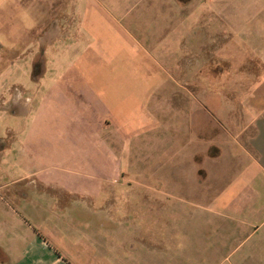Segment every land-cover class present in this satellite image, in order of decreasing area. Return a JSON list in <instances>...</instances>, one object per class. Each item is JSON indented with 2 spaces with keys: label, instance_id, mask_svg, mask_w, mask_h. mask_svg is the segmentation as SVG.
I'll return each instance as SVG.
<instances>
[{
  "label": "rangeland",
  "instance_id": "obj_1",
  "mask_svg": "<svg viewBox=\"0 0 264 264\" xmlns=\"http://www.w3.org/2000/svg\"><path fill=\"white\" fill-rule=\"evenodd\" d=\"M0 45L19 57L0 61V93L21 91L25 112L0 109L1 186L34 170L84 174L86 150L105 149L118 177L80 174L77 199L92 193L109 227L122 223L125 264H264L263 217H235L227 193L252 159L243 108L264 80V0H0ZM67 78L88 84L67 85L73 107L54 112L53 88ZM84 91L124 124V141L52 130L53 116L62 127L68 115L83 123ZM27 153L43 160L27 167Z\"/></svg>",
  "mask_w": 264,
  "mask_h": 264
},
{
  "label": "crops",
  "instance_id": "obj_2",
  "mask_svg": "<svg viewBox=\"0 0 264 264\" xmlns=\"http://www.w3.org/2000/svg\"><path fill=\"white\" fill-rule=\"evenodd\" d=\"M168 1L177 8H183L193 0L186 3ZM13 58L19 59L16 50L6 49L0 45V61H5L9 67L14 64ZM42 77L43 74L36 79L32 76V80L40 84ZM1 81L2 74H0ZM57 83L58 87L53 88L51 96V100H56L52 101L54 112L56 109L59 111L73 107L72 103L76 99L71 92L75 88L70 90L67 85H87L88 81L82 78H67ZM4 91L0 93L1 111L10 115L23 111V106L19 102L22 92H14L9 88ZM57 91H59L58 96H65V99H57L54 96ZM80 93L84 94V98H81L80 103L76 101L79 105L76 109L80 110L83 123L76 126L74 117L68 115L70 123L62 127L58 121L55 122L53 116V121L49 123L52 130L59 132L63 128L74 133L80 129L91 130L100 138V146H103L104 142H111L110 139L115 140L111 147H115L116 142L124 141L126 132L124 124L111 113L101 111V102L95 104L94 101L93 105L87 97L89 96L87 92ZM67 97L70 99H66ZM27 99L28 104L29 98ZM94 106L100 109H95ZM94 109L101 114L96 122L92 119ZM58 111L56 114L60 118ZM243 112L247 123L241 141L244 142L246 138L252 159L237 174V180L229 183L227 191L230 197L229 211L235 217L238 213L246 212L244 222H248V218L252 221L253 218L263 217L262 223H264V80L244 97ZM44 125L45 122L41 120L40 126L35 125L36 131H42ZM8 130L12 132L13 129L10 126ZM6 147L7 142L0 139V153ZM105 148L109 150L108 146ZM86 151V158H89L92 170L84 174L80 173L81 175L75 171L46 173L34 170L23 172L16 178L13 176L14 180L3 186L0 178V264H125V259L119 256L118 250L122 223L113 224L110 228L106 207H95L89 197L92 193L86 191L80 190L85 198L77 199L75 184L79 175L90 180L100 178L108 180L119 175V171H108V167H105V162L109 159L107 150L104 149V155H90L91 151ZM27 154L29 156L19 157L21 159L19 163L27 166L38 164L43 160L40 159L42 156ZM98 161L103 163L101 167L97 166L98 163H93ZM110 161L114 162V160ZM107 174L111 177L108 178Z\"/></svg>",
  "mask_w": 264,
  "mask_h": 264
},
{
  "label": "flooded vegetation",
  "instance_id": "obj_3",
  "mask_svg": "<svg viewBox=\"0 0 264 264\" xmlns=\"http://www.w3.org/2000/svg\"><path fill=\"white\" fill-rule=\"evenodd\" d=\"M178 3H186L189 0H176Z\"/></svg>",
  "mask_w": 264,
  "mask_h": 264
}]
</instances>
